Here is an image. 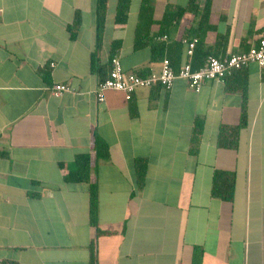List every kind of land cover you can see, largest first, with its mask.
I'll use <instances>...</instances> for the list:
<instances>
[{
    "label": "crops",
    "instance_id": "obj_1",
    "mask_svg": "<svg viewBox=\"0 0 264 264\" xmlns=\"http://www.w3.org/2000/svg\"><path fill=\"white\" fill-rule=\"evenodd\" d=\"M141 1L129 0L123 23L118 0L106 1L93 70L95 0H0V264H91L93 242L94 264H264V67L249 64L199 91L176 78L130 100L95 95L114 55L126 72L148 75L164 58L180 69L183 38L216 56L246 51L264 33V0H196L199 12L173 22L156 60L160 20L189 0H151L142 17ZM139 26L145 45L135 49ZM58 84L68 90L55 95ZM95 140L107 159H95ZM80 154L97 185L100 233L89 223L88 185L65 180ZM135 159L146 163L140 189ZM215 170L234 174L232 200L211 195Z\"/></svg>",
    "mask_w": 264,
    "mask_h": 264
},
{
    "label": "trees",
    "instance_id": "obj_2",
    "mask_svg": "<svg viewBox=\"0 0 264 264\" xmlns=\"http://www.w3.org/2000/svg\"><path fill=\"white\" fill-rule=\"evenodd\" d=\"M106 1L107 0H95V11H96V42H95V50L92 54V69L96 70L95 68L98 66V53H99V47L101 44V33L103 30V21L105 16V9H106ZM151 0H142L141 1V17L142 13L150 6ZM197 1L196 0H189V3L186 7H168L165 11L162 19L160 20V31L157 34V39L163 35H166L168 32V29L173 25L174 21H178L184 13L187 11L193 12L194 14H197L199 11L197 9ZM129 6V0H118L117 3V11H116V17L115 21L117 23H123L126 18V12ZM208 4L205 6L204 10L207 11ZM204 10H202L201 13V23L203 20ZM78 17L75 18L74 22L68 26V30L70 33V37L73 38L76 33V28L78 27ZM143 26H139L136 30V34L138 35L134 48L138 49L145 45V42L143 38L146 36L144 34V31L142 30ZM165 49V45L163 42L158 41L151 45L152 50V60H156L157 56L156 54H162ZM114 50V47H113ZM213 55L209 52H204L202 48L197 49V46L194 49V53L192 56V67L194 69H197L201 67L206 59L207 56ZM216 56V55H213ZM136 73V72H135ZM235 73V72H234ZM233 73V74H234ZM139 74V73H137ZM233 74L231 76H233ZM141 75V74H139ZM229 76V77H231ZM227 77L225 80L229 79ZM241 98H242V108H244V102L247 98V86L245 80L240 83L239 87H237ZM227 89L232 90L233 88L230 86V84L227 85ZM245 124L244 121V115L242 114L240 123L237 126H234L232 128V131L237 137V132L240 127H242ZM202 132V121L197 120L195 121L192 129L191 134V149L196 150L199 139ZM224 131L221 130L220 136H219V145L224 144V137L225 135ZM94 150H95V159L98 161L100 159L104 160L109 157L108 155V147L100 140H95L94 142ZM0 155H4V153L0 152ZM74 163L76 168L65 176V180L68 182H83L88 185V194H89V223L96 228L97 233H100L98 227H97V185L90 180V158L88 154H80L77 155L74 159ZM134 170H135V179H136V186L138 189H140L145 180V171H146V163L145 159H135L134 160ZM234 174L233 173H227L220 170H215L213 177H212V186H211V195L213 197H218L224 200H232L233 192H234ZM94 242L91 243L90 249L92 253V263L94 264L93 259V251H94ZM197 253L195 252V256ZM194 261L193 264H198ZM9 264H18V263H9Z\"/></svg>",
    "mask_w": 264,
    "mask_h": 264
},
{
    "label": "built area",
    "instance_id": "obj_3",
    "mask_svg": "<svg viewBox=\"0 0 264 264\" xmlns=\"http://www.w3.org/2000/svg\"><path fill=\"white\" fill-rule=\"evenodd\" d=\"M167 38V35H163L159 40L166 41ZM181 42L185 46L186 60L177 72L174 71L167 58L161 61L158 74L139 75L135 72H126L119 57L112 56L109 60L110 69L107 76L97 83L96 99L103 102L104 93L108 90L123 93L127 100H130L133 93L140 88L160 86L164 90H169L176 78L184 79L190 89L199 91L205 81H224L234 72L246 68L249 64L254 63L259 67H264V33L246 51L223 56L209 55L203 65L197 69L192 67V56L198 44V38L195 36L183 38ZM67 90L68 87L62 84L53 87L55 95H60Z\"/></svg>",
    "mask_w": 264,
    "mask_h": 264
}]
</instances>
